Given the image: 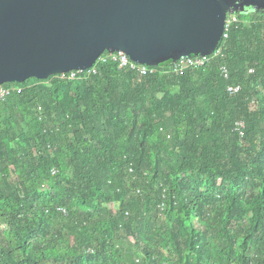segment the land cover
Returning a JSON list of instances; mask_svg holds the SVG:
<instances>
[{
  "label": "trees",
  "instance_id": "obj_1",
  "mask_svg": "<svg viewBox=\"0 0 264 264\" xmlns=\"http://www.w3.org/2000/svg\"><path fill=\"white\" fill-rule=\"evenodd\" d=\"M230 18L226 58L184 76L5 84L0 264H264V12Z\"/></svg>",
  "mask_w": 264,
  "mask_h": 264
},
{
  "label": "water",
  "instance_id": "obj_2",
  "mask_svg": "<svg viewBox=\"0 0 264 264\" xmlns=\"http://www.w3.org/2000/svg\"><path fill=\"white\" fill-rule=\"evenodd\" d=\"M250 11L264 0H0V85L85 72L106 52L149 67L209 55Z\"/></svg>",
  "mask_w": 264,
  "mask_h": 264
},
{
  "label": "built area",
  "instance_id": "obj_3",
  "mask_svg": "<svg viewBox=\"0 0 264 264\" xmlns=\"http://www.w3.org/2000/svg\"><path fill=\"white\" fill-rule=\"evenodd\" d=\"M236 18H228L226 33L224 36V40L228 38V32L234 22H236ZM226 55L224 52L223 44L212 54L203 55V56H191L176 62H173L168 69H166L165 73H173L179 76H184L190 70L193 69H203L209 66H212L218 59H225ZM109 61H113L119 64L120 69H129L140 76H148L151 74L158 73L159 70L156 67H149L146 65H142L132 61L129 56L124 52H106L103 54L95 66L88 70L90 73H97V66L98 64L107 63ZM86 72V71H85ZM81 71H73L68 74H60L62 78L68 77L69 79H77L78 76L82 73ZM220 74L221 76L229 80L230 79V70L226 65H221L220 67ZM23 88L21 86H6L0 85V100H5L7 97L12 95L13 93H22ZM242 91V87L240 85L236 86H229L228 93L232 96L238 95ZM242 128H244L243 123H238ZM237 124V125H238Z\"/></svg>",
  "mask_w": 264,
  "mask_h": 264
},
{
  "label": "rangeland",
  "instance_id": "obj_4",
  "mask_svg": "<svg viewBox=\"0 0 264 264\" xmlns=\"http://www.w3.org/2000/svg\"><path fill=\"white\" fill-rule=\"evenodd\" d=\"M116 206H117V205H116ZM116 206H115V207H116Z\"/></svg>",
  "mask_w": 264,
  "mask_h": 264
}]
</instances>
